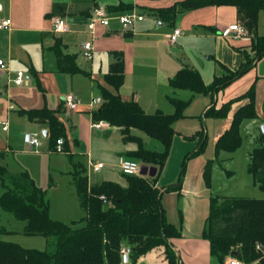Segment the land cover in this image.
<instances>
[{"label": "crops", "instance_id": "obj_1", "mask_svg": "<svg viewBox=\"0 0 264 264\" xmlns=\"http://www.w3.org/2000/svg\"><path fill=\"white\" fill-rule=\"evenodd\" d=\"M177 1L180 0H0V22L11 20L8 29H0V59L5 60L8 65L7 70L0 71V167L6 170V167L1 165L4 153L22 147L39 153L41 150L44 153L52 151L50 142L48 150L43 149L42 139L49 141L48 126L32 121L27 113L46 108L56 112L64 123L69 150L76 160L85 166L89 184L94 185L89 180L90 163H102L105 156L113 160L119 168L121 160L130 159L129 152L136 149H129L122 144L125 142L118 128L92 127V124L97 122L93 114L101 105L92 101L98 97L103 98L102 88L118 94L124 101L138 102L148 114L163 109L171 112L163 106L165 103L163 95H166L169 102V97H180L179 99L186 97L187 93L182 91L183 89H175L169 84L170 79L184 66L198 71L203 82L210 85L209 82L219 73V64H223L228 70L237 66L240 68L246 56L253 55L250 37L236 40L221 34L222 30L231 24L243 25L236 7L224 5L183 11L176 15L173 24L163 21L156 11L172 6ZM96 7H103L114 15L134 11L146 17L131 29H124L118 20L112 19L107 27L97 26L95 32L91 33L88 21ZM207 14L214 15V19L207 20ZM59 17L66 19L69 32L53 31L54 19ZM175 28L180 29L182 35L172 45L166 36ZM257 33L264 36V10L258 15ZM56 38L61 39L68 52L78 55V65L83 72L69 74L58 70L57 59L52 50ZM90 40L94 42L93 57L86 59L83 54L81 55V45ZM120 60L124 63V81L116 89L108 83L106 76L109 74L110 66ZM18 71L25 73L26 81L22 86L12 82ZM245 78L244 82L247 84L254 81L256 89L258 86L259 89L264 88V56L254 62ZM79 85L91 92V103L94 107L89 109L82 105V95L77 90ZM244 88L242 86L241 92L231 99L248 90ZM70 93L78 104L74 111H68L64 104L65 95ZM222 93L220 91L208 95L216 100L214 103L220 105L227 101V97ZM242 104L240 102L233 105L232 115ZM60 108H65V111L60 112ZM184 114V118L188 117L186 110ZM254 121L258 123L257 145L261 136L260 126L264 124V120L258 115V119ZM5 125L7 130H3ZM223 132L216 135L215 143ZM25 134L40 138L42 146L39 150L29 148L24 142ZM134 134L138 135L135 130ZM138 136L145 143V139L141 135ZM103 142L110 147L104 148L101 145ZM149 143L151 142H147ZM94 145L98 148L100 146L103 150L98 156L93 153ZM64 155L68 158L66 153ZM69 163L71 183L75 187L70 160ZM105 167L104 164L101 170ZM0 182L2 183L1 180ZM158 186L163 191L167 189L161 187L159 181ZM7 188L8 185L4 186L2 183L0 197ZM165 192H162L161 201L166 218L170 223L177 225L178 219L173 216L170 218L165 209L163 202ZM211 194L212 192L210 196ZM173 244L181 264L217 263L210 254L209 242L201 235L179 238ZM127 264L167 262L164 249L158 247L136 262L130 259Z\"/></svg>", "mask_w": 264, "mask_h": 264}, {"label": "trees", "instance_id": "obj_2", "mask_svg": "<svg viewBox=\"0 0 264 264\" xmlns=\"http://www.w3.org/2000/svg\"><path fill=\"white\" fill-rule=\"evenodd\" d=\"M231 5L237 8L238 16L251 39L252 56L236 72L216 77L206 85L198 71L184 66L169 84L175 89L189 90L193 94H217L246 74L254 62L264 56V36L257 33L258 15L264 10V0H180L156 12L163 21L174 23L179 12L206 7ZM60 72L75 74L83 72L75 53L65 49L60 38L52 47ZM106 80L118 89L124 81L122 60L110 66ZM102 103L93 114L94 120L105 121L119 129L125 143H134L136 149L129 152L130 159L142 165L154 166V177L129 176L128 186L123 187L111 181L90 185L85 166L76 160L68 146L67 130L57 113L49 109L27 112L32 121L44 123L49 128V142L52 151H57V141L62 139V153H66L72 164L73 183L81 207L85 211L84 224L76 227L77 221L67 224L54 221L49 214V199L45 190L36 185L27 172L13 179L0 197V207L26 223L24 234L42 236L48 241L49 249H27L17 243L2 239L8 233L0 228V264H122V250L127 249L134 262L151 250L162 247L167 264H181L174 250V241L181 237V230L168 222L162 206V192L177 189L173 185L164 191L158 186L159 176L165 166L169 149L175 135L174 123L184 118L188 101L169 97L174 107L171 114L160 110L148 114L136 101L122 98L102 88ZM243 103L232 116L228 129L221 134L215 145V155L225 151H236L242 142L241 124L245 119H258L255 109V86L226 102L221 108L212 104L204 117H226L236 103ZM60 112L65 108H60ZM139 130L151 138L158 139L165 147L156 152L145 147L143 139L134 134ZM198 146L192 154L204 150L207 135L202 129L193 136ZM249 156V173L256 185L264 191V145L262 136ZM212 161L208 160L204 176L210 186ZM6 170L0 167V180L4 183ZM228 177L233 174L226 172ZM211 188V187H210ZM203 238L209 242L210 254L218 264H225L232 256L245 264H264V199L245 197H210L209 215ZM262 245V250L256 244Z\"/></svg>", "mask_w": 264, "mask_h": 264}, {"label": "rangeland", "instance_id": "obj_3", "mask_svg": "<svg viewBox=\"0 0 264 264\" xmlns=\"http://www.w3.org/2000/svg\"><path fill=\"white\" fill-rule=\"evenodd\" d=\"M206 19H214V15L207 14ZM219 66V73L215 77H221L224 74L227 75L239 70V66L229 70L223 64H219ZM247 73L222 90V94H225L224 96L227 97L226 102H229L235 98L231 99L232 96L241 92L242 86L245 87L244 89H249L254 85L255 109L259 117L264 120V88L259 89L258 86L256 89L254 81L249 84L244 82ZM213 79L209 84L212 83ZM77 90L82 95V105L89 109L94 107L91 103V92L80 85ZM182 91L187 93L186 97L181 99L188 101L186 108L188 117L180 119L173 125L175 135L169 149L167 161L158 180L160 186L164 188L181 183V186L177 189L168 190L163 195V202L168 216L178 219V224L174 225L182 231L180 239L191 235H201L203 237L212 195L220 198L235 196L264 199V191L254 183L248 169L249 156L256 145L259 134L258 123L251 119H245L241 124L242 142L240 147L232 153L222 151L215 155L216 135L222 133L231 124L232 110L226 117H204L206 109L212 106L216 100L211 99L208 94L193 95L189 90ZM163 98L165 102L163 106L165 109H170L171 112H166L163 108L162 111L172 113L174 110L172 104L165 94ZM224 103L216 104V107L221 108ZM202 129L205 130L207 135L206 145L203 151L192 156L198 146V138H193V136ZM135 133L145 139L144 145L148 149L160 153L165 151L163 143L158 139L151 138L139 130H135ZM42 140L44 142L43 149L48 150L49 141ZM146 141L151 143L147 144ZM104 142L101 145L104 148H109L110 145H106ZM122 144L129 149L136 148L134 143L125 144L122 142ZM102 151L100 146L98 148L94 145L93 153L95 156L100 155ZM208 160L212 161L210 186L206 183L204 176ZM2 161L1 165L6 167L4 179L8 187H12L13 179L19 178L22 171H25L34 179L37 186L46 191L49 199V214L52 220L67 224L77 221L76 227H81L84 224L85 212L81 207L77 191L71 183L70 163L64 153L56 151L44 153L42 150L39 153V151H30L28 148L22 147L4 153ZM102 163L106 167L99 173L92 170V163H90L88 174L91 182L96 184L111 181L123 187L128 186L129 176L123 174L121 169L116 167L113 160L104 156ZM227 171L233 175L228 177L226 175ZM200 186L201 190H199ZM1 191L2 183L0 182ZM210 192H212L211 196ZM25 226L24 221L17 219L12 213L0 207V228L10 230V232L1 236L3 240L17 243L27 249L41 251L49 249L45 237L24 234ZM215 264H218V262Z\"/></svg>", "mask_w": 264, "mask_h": 264}, {"label": "built area", "instance_id": "obj_4", "mask_svg": "<svg viewBox=\"0 0 264 264\" xmlns=\"http://www.w3.org/2000/svg\"><path fill=\"white\" fill-rule=\"evenodd\" d=\"M111 19H116L121 24L124 29H131L135 26L137 22L143 21L145 19V15L139 14L137 12H128V13H120V14H111L107 9L103 7H96L93 9L92 16L88 21V28L91 33H94L97 26L107 27L110 24ZM11 25V20L6 19L0 22V29H8ZM53 31L55 33H66L70 31L69 25L66 19L59 17L54 19L53 23ZM221 34L226 38L231 39H242L249 37L246 28L239 24H231L225 27ZM182 35V31L178 28L173 29L171 33H169L166 37L170 44H175L178 38ZM94 51V42L92 40L86 41L81 45V52L86 59H91L93 57ZM8 69V65L5 60L0 59V71H4ZM25 73L23 71H18L16 76L12 79V82L17 86H22L25 83ZM95 104H101V98H95L92 101ZM64 104L68 111H74L77 109V101L73 94H67L64 97ZM110 124L105 121H97L92 124V127L95 129H101L104 127H109ZM3 130H7V126L3 127ZM24 142L29 146L31 150H39L42 146V142L40 138L36 135L25 134ZM62 139L57 141V151H62ZM104 167L103 163H92V170L94 172L100 171ZM119 168L122 173L130 176L140 175L141 164L134 159H122ZM256 248L258 250H262V245L260 243L256 244ZM130 262V256L127 249L123 248L122 250V264H127ZM257 262L253 263L256 264ZM225 264H245L243 261L239 260L236 257H228L225 260Z\"/></svg>", "mask_w": 264, "mask_h": 264}, {"label": "water", "instance_id": "obj_5", "mask_svg": "<svg viewBox=\"0 0 264 264\" xmlns=\"http://www.w3.org/2000/svg\"><path fill=\"white\" fill-rule=\"evenodd\" d=\"M261 130V136H262V143L264 145V124L260 126ZM47 134V131L45 132V135ZM157 173V168L154 166H148V165H141L140 175L141 176H149L154 177Z\"/></svg>", "mask_w": 264, "mask_h": 264}]
</instances>
